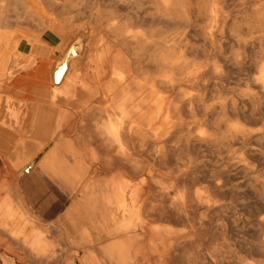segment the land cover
<instances>
[{
	"label": "bare ground",
	"instance_id": "6f19581e",
	"mask_svg": "<svg viewBox=\"0 0 264 264\" xmlns=\"http://www.w3.org/2000/svg\"><path fill=\"white\" fill-rule=\"evenodd\" d=\"M18 1L0 0V91L22 98L53 97L49 83L39 81L38 71L47 75L52 65V61L44 54L46 52L60 55L55 64V81L61 83L67 67L76 64L85 53L91 54L102 47L90 59L85 70L86 75L93 73L94 79L100 81L107 72L104 65L114 45L112 42H103V39L95 42L97 35L104 38L115 34L124 40L125 45L131 46L135 56H130L136 59L138 72L143 71L145 62L156 70L154 74L144 68L149 75L136 76L131 57L116 51L119 55L116 56L115 64H119V68L111 69L107 88L104 90L105 96H111L112 104L109 108L114 111L115 116L108 118L104 124H99L98 119L96 126L93 123L94 130L99 131L104 138V145H113L116 154L113 157L107 155L104 163L100 161L103 165L97 168L101 173L108 171L112 167L110 164L124 162L123 164L131 166L132 171H119V178L112 177L104 182L100 180L78 186L81 190L74 208L82 209L87 214L96 226L97 236L115 235L116 239L103 245L101 250L90 249L87 257H82L79 249L74 250L67 264H130L135 261L136 256L145 258V248L140 244L142 239L138 228L142 225L147 228L153 226L148 224V227L147 223L145 225L144 216L141 215L138 203L143 196H146V202L149 201L147 205L144 204L145 215L157 220L150 231L147 229L145 236L148 253L152 256L150 258L147 255L146 264H164L177 254L175 251L179 247L187 244L182 241L187 240L184 233L165 226L169 223L167 220L198 225L201 210L211 212L214 219H223L225 225L217 226L222 231L220 238L223 241L226 238L228 241L233 240L255 259L244 263L237 256L229 263L264 264V0H244L247 5L244 10L242 8V12L239 11L241 15H234L229 11L225 0H107L129 9L127 18L116 21L112 18L115 12L113 9L105 12L97 3L92 10L87 32L76 37V41L61 54V44L64 36H67V30L55 31L49 28V33L42 35L19 28L12 31L7 27V8L10 7V11L14 13L11 6H15ZM46 1L54 5L60 3L59 0ZM77 1L65 0L62 4L69 10ZM25 12L28 14V11ZM35 12V23L49 26L47 19L50 14L47 10L38 5ZM55 23L52 22L56 25ZM156 24L159 25L158 28ZM69 29L73 30V26L69 25ZM166 29L168 35H165ZM246 32L252 35V42L247 39ZM249 48L252 50L250 53ZM111 62H114L113 59ZM143 72L142 75L145 74ZM73 98L76 99L74 106L78 102L91 100L78 91L74 92ZM94 108L99 106H91L86 112ZM133 133L144 138L150 136V144L157 146L160 152L155 153L159 155L162 152L163 161L160 165L171 171L174 181L170 182L178 191L177 198L172 197L174 200L171 204L169 201L172 198H168L165 190L156 186L164 182L153 179L147 174L149 171L146 173L148 177H152L149 180L134 179L132 173L139 174L137 169L141 167L138 163H131L132 141L129 140V135ZM135 144L138 145L136 142ZM145 144L143 145L146 146ZM133 152L135 153L134 149ZM92 157L99 161L95 153H92ZM71 161L79 162L76 155H71ZM27 168L15 174L14 167L9 163L0 173V179L4 178L9 182L6 199L0 203V214L4 208V211L8 210L5 217H0V231L8 233L23 245L31 244L34 237L32 245L29 244L31 251L41 250L44 256L52 257L51 261L56 262L53 244L46 238L48 230L37 226L15 189V182L19 180L17 178ZM199 182L205 184V191L197 189ZM70 187L75 188L76 185ZM153 187L163 190L160 193L164 195L161 197H165V201L158 200L160 197L157 199L156 194H153ZM191 209L198 213L193 216ZM211 213L208 214L212 217ZM161 222L166 223L163 226ZM211 223L215 224L213 220ZM240 228H244L243 241L239 235ZM92 234L89 232L86 235V242L93 241ZM39 252L37 255L40 256ZM193 253L191 256L195 259ZM185 256L189 258L190 254L185 252ZM221 256L217 249L211 252L215 264H223ZM0 261V264H17L16 259L4 254Z\"/></svg>",
	"mask_w": 264,
	"mask_h": 264
},
{
	"label": "crops",
	"instance_id": "0c3cea01",
	"mask_svg": "<svg viewBox=\"0 0 264 264\" xmlns=\"http://www.w3.org/2000/svg\"><path fill=\"white\" fill-rule=\"evenodd\" d=\"M47 53L44 54L52 61V65L47 75L38 71L39 81L49 83L50 93L54 95L53 97L50 96L51 98L49 99L22 98L0 91V153L8 156V162L17 171L28 167L27 171L17 178L19 180L15 182V189L18 191V196L22 199L26 211L38 224L37 226L46 228L48 231L51 228L56 230L57 237L55 240L50 239L46 233L47 240L53 242L54 248L58 245L61 246V251L64 254L72 255L74 250L79 249L81 256L87 257L90 249L101 250L103 245L114 241L116 236H97L95 232L96 226L89 220L87 214L82 209L74 208L81 190L78 186L96 183L100 180L104 182L112 177L119 178L121 171L131 172L132 168L128 164L114 163L113 165L110 164V167H112L108 171H102L101 173L98 171V168L103 165L101 162L104 163L103 160H105L107 155L112 157V151L106 150L107 147L103 146L105 144L104 138L99 131L97 133L94 130V127L99 122V124H104L110 118L105 113V110L112 111V109L108 108L112 104V99L110 95L105 96L104 94L108 79L96 81L93 73L90 75L85 74L90 59L94 57L93 52L91 54L85 53L76 64L67 67L68 70L66 69L64 76L61 78V83H56L55 81L57 71L55 64L60 55L58 53ZM76 91L82 93L85 97H90L91 100H86L83 103L78 102L77 106H74L76 99L74 100L73 94ZM106 99L110 101V104L105 107L104 101ZM91 106H99V108H94L88 114L86 110ZM78 110L79 112H77ZM97 119L100 121L98 122ZM92 153L99 157V161L92 157ZM71 155H76L79 162H72ZM36 160V170L35 172H30ZM63 164L65 166L68 164L66 166L67 169ZM29 177H35L40 182L50 180L70 196L71 203L64 214L59 216L55 222L42 223L40 217L33 213L30 205V192L26 186ZM6 185H9L8 180H6ZM71 185H76V187L72 188L70 187ZM3 189L2 187L1 190ZM5 194H7V190H5ZM4 210L5 208L3 209L4 215L3 212L0 214L2 218L8 212L7 209V212ZM89 232H92L94 236L91 243L86 242V235ZM7 236L10 240L17 241L15 245L19 248L25 245L27 248L25 246L23 248L30 254L29 257H23L15 253V250L14 253L9 252V254L5 251L2 252L1 255H8L14 260L16 259L17 264H67L68 260L72 258V256L70 258L68 255L66 258L67 263H62L57 256L56 262L46 261L43 259L46 256L42 254L41 250L31 251L30 245L35 240L34 237L32 238L33 241L30 239V245H23L19 243V240L11 238L8 233ZM140 244L144 245L145 258L136 256L135 261L130 264H146L147 255L152 258L151 253H148L146 239ZM38 252L40 256L37 255ZM99 257L102 258L101 255ZM20 258H27V260H20Z\"/></svg>",
	"mask_w": 264,
	"mask_h": 264
},
{
	"label": "rangeland",
	"instance_id": "374dc122",
	"mask_svg": "<svg viewBox=\"0 0 264 264\" xmlns=\"http://www.w3.org/2000/svg\"><path fill=\"white\" fill-rule=\"evenodd\" d=\"M45 4V6H44V4H42V2ZM29 0V1H26V0H19L18 2H17V4L15 5V6H11V10L15 13H12L11 11H10V7H8L7 8V12H8V15H6V18L8 17L9 18V20L7 21V23H6V25H7V27L10 29V30H12V31H14V30H18V28L20 29V30H24V31H27V32H37V33H39V34H42V35H46V34H48L49 33V28H53V30H63V31H65V30H67L66 32H67V36H64L65 38H64V40H63V42H62V44H61V51H60V54L63 52V51H65L66 49H67V47L69 46V45H71V43L73 44V41H76V37H78V36H81V35H83V33L84 32H87V29H88V27H89V23L91 22V14H92V10H94L95 9V7H96V4L98 3V5L102 8V9H104L105 10V12H109V11H111L112 9L115 11L112 15H114L113 17H112V15H111V17L112 18H114L116 21H120L121 19H122V21H124L126 18H127V15H128V12H129V9H127V8H122L121 7V5L119 6V4L117 3H114V2H112V1H109V2H107V0H76L77 2L75 3V5H73V6H70V8H69V10L67 9V7H64V5L62 4V2H64L65 0H59V4H56V5H54V4H51L50 2H48V1H46V0ZM45 1V2H44ZM226 1V4L228 5V10L229 11H232L233 12V14L234 15H236L237 13L239 14L240 12H242L243 10H244V7L247 5V2L246 1H244V0H229V2H228V0H225ZM31 2V3H30ZM47 2V3H46ZM243 2V3H242ZM26 3H29V4H26ZM38 3H40V4H38ZM111 3V4H110ZM31 4V5H30ZM61 4L63 5V6H61ZM113 4V5H112ZM116 4V5H115ZM230 4V5H229ZM243 4H244V6H243ZM38 5H40V7L42 6L43 8H45L46 10H47V13L48 14H50L49 16H48V19H47V23H50L49 24V26H47L46 24H42V25H37L36 23H35V18H34V15L36 14V10H37V8H38ZM54 5V6H53ZM78 5V6H77ZM112 5V6H111ZM21 6V7H20ZM32 6V7H31ZM33 6H35V9L33 8ZM83 6V7H82ZM231 6V7H230ZM31 7V8H30ZM64 7V8H63ZM76 7V8H75ZM117 7H118V10H116L117 9ZM240 7V8H239ZM14 8H16V9H14ZM24 8H26V9H24ZM93 8V9H92ZM238 8V9H237ZM242 8H243V10H242ZM63 9H65V10H63ZM108 9V10H107ZM9 10V11H8ZM15 10H17V11H15ZM68 12H67V11ZM241 10V11H240ZM25 11H28V14H26L27 12H25ZM240 11V12H239ZM30 12H32V13H30ZM33 12H34V15H33ZM10 13H12V14H10ZM18 13H20V14H18ZM22 13V14H21ZM25 13V14H24ZM79 13H81V15L79 14ZM7 14V13H6ZM12 16H10V15ZM15 15H17L19 18H20V21H19V18L18 17H15ZM30 15H32L31 17H30ZM57 17H56V16ZM239 15H241V13L239 14ZM238 15V16H239ZM10 16V17H9ZM24 16V17H23ZM77 16H79V17H77ZM84 16V17H83ZM120 16H121V18H120ZM117 17V18H116ZM124 17V18H123ZM7 18V19H8ZM15 18V19H14ZM18 20H17V19ZM66 18V19H65ZM32 19V20H31ZM34 19V20H33ZM120 19V20H119ZM31 20V21H30ZM59 20V21H58ZM103 21L104 20H107V19H102ZM10 21V22H9ZM56 22L55 24L56 25H54V24H52V22ZM108 21H109V19H108ZM12 22H14V23H12ZM67 22V23H66ZM8 23H10V24H8ZM35 23V24H34ZM79 24V25H78ZM43 25H44V27H43ZM69 25H72L73 26V30H70L69 29ZM11 26V27H10ZM22 26V27H21ZM42 26V27H41ZM66 27V28H65ZM156 27L158 28L159 27V25H157L156 24ZM14 29V30H13ZM166 32H167V29H166ZM79 34V35H78ZM159 34H161L162 35V33L161 32H159ZM169 33L167 32L165 35H168ZM250 33H248V32H246V37H247V39L250 41V42H252L254 39L252 38V35L250 34ZM249 36V37H248ZM113 38V39H112ZM115 38V39H114ZM251 38V39H250ZM98 39V40H97ZM99 39H100V42L102 41V39L104 40L103 42H107V43H110V42H112V44L114 45V47H113V49H111L110 51H109V56H108V60H107V62L105 63V65H104V68H105V70L107 71L106 73H105V76H103L102 77V79H100V80H103V79H108L109 78V72L111 71V69L112 70H114V69H116V68H119V67H117V66H119V64L117 65V64H115V62L117 63V61H115L116 60V56L117 55H119V53L120 52H122V53H124L125 55H128L129 57H131L130 55H133V56H135V54L133 53V51H132V49H131V46H129L128 44L127 45H125L126 43H124V40H122V39H120V38H118V37H116V35L115 34H113V35H111V34H109V35H106V36H104V38H101V36H96L95 37V42H99ZM253 39V40H252ZM117 42V43H116ZM124 43V45H123V43ZM250 42H249V46H250ZM120 43V44H119ZM123 45V46H122ZM122 47V48H121ZM127 47V48H126ZM102 47H100V48H97V49H95L94 50V52H93V54H94V56L96 55V54H98V51H101L102 49H101ZM128 49V50H127ZM131 49V50H130ZM116 51H119V53L118 52H116ZM252 50L249 48V53L251 52ZM116 52V54H113V53H115ZM118 53V54H117ZM131 53V54H130ZM133 53V54H132ZM113 54V55H112ZM113 57H112V56ZM131 57V61H132V64H133V68H134V73H135V75L136 76H139L140 77V75L141 76H143V77H145L146 76V74L147 75H149V73H156V70H154V68H152L149 64H147V62H145L144 63V67H143V71H144V68L149 72H147L146 73V71H144L145 72V74H143L142 75V72L141 71H139L138 72V70L136 69V59L134 58V57ZM133 58V59H132ZM111 59H113V61L114 62H111ZM109 62V63H108ZM109 65V66H108ZM115 66L116 65V67H112V66ZM108 66V67H107ZM155 71V72H154ZM143 72V73H144ZM139 73V74H138ZM151 75V74H150ZM143 77H141V78H143ZM109 80V79H108ZM110 104V101H108L107 99L104 101V106H107V105H109ZM109 108V107H108ZM105 113H107L110 117L111 116H115V113H114V111L112 110V111H106ZM133 135V136H132ZM132 135H129V140L130 141H132L131 143V154H132V158L131 159H133V161H131V163L132 164H139V166L141 167V168H138L137 169V171L139 172V174L137 173H135V174H133L132 173V175H134L135 177H136V179H138V181H143V180H149L150 178H152L153 177V179L155 178V180L157 179L158 181H161V182H164L163 184H160L159 186L158 185H156L157 187H158V189H159V187H161L163 190H165V193H167L168 194V198L170 197V198H172V197H174V199L175 198H177V195H176V192H178L177 191V187H175V185L173 186V181H174V177L172 176L173 174L171 173V171H168L167 170V168L163 165H160V163H162V161H163V158H162V152H161V154H157L158 152H159V150H158V148H157V146H153V145H151L150 143L151 142H149L150 141V136H149V138H147L148 137V135L147 136H145V138L144 137H140V136H137V135H135L134 133L132 134ZM131 137H133V138H131ZM139 138H141V139H139ZM144 138V139H143ZM103 139V138H102ZM135 139V140H134ZM147 139H149V140H147ZM136 140H138V141H136ZM144 140H146L145 142H144ZM141 141H143V143L141 142ZM135 142L136 143H138V145L140 146L139 148H138V145L137 144H135ZM147 145H146V144ZM134 144V145H133ZM143 144H145L146 146H144ZM142 145L144 146L143 147V149L141 148L142 147ZM103 146H107V148L106 149H108V150H111L112 151V157L113 156H115V147L113 146V145H110V146H108V145H103ZM135 146V147H134ZM150 146H151V148H150ZM146 147H147V150H146ZM155 147V148H154ZM112 148H113V150H112ZM137 148H138V150L140 151V152H138V150H137ZM141 148V149H140ZM150 148V149H149ZM133 149H134V151H135V153L133 152ZM136 149V150H135ZM146 150V151H145ZM145 151V152H144ZM142 152V153H141ZM144 152V153H143ZM148 152H150V153H148ZM155 152H157V153H155ZM115 153V154H114ZM138 153V154H137ZM140 153V154H139ZM148 153V154H147ZM152 153V154H151ZM160 153V152H159ZM147 154V155H146ZM155 154H156V157H155ZM142 155H146L145 157H143ZM150 155V156H149ZM154 156V157H153ZM8 156L7 155H3V154H1L0 153V166H1V169H0V173H1V171H2V169H3V167L6 165V164H8L9 165V162H8V158H7ZM162 159H161V158ZM136 158V159H135ZM140 158L142 159V161H140ZM151 158V159H150ZM155 158H157V161H156V159ZM158 158H160V160H158ZM144 159V160H143ZM147 161H146V160ZM153 159V160H152ZM155 159V160H154ZM135 160H136V162H135ZM152 161V163H151V161ZM2 161V162H1ZM144 161V162H143ZM150 161V162H149ZM154 161V162H153ZM139 162H141V163H139ZM157 162V163H156ZM124 163V162H123ZM126 163V162H125ZM146 163V164H145ZM143 164V165H142ZM145 164V165H144ZM36 165H37V160L33 163V165H32V168H31V170H30V172H35V168H36ZM148 167H147V166ZM146 168H144V167ZM154 167V168H153ZM161 167V168H160ZM162 168H164V169H166V170H164V169H162ZM155 169H157V170H155ZM140 170H141V172H140ZM153 170V171H152ZM162 170V171H161ZM13 171L15 172V174H17V170H15V169H13ZM144 171V172H143ZM149 171V172H148ZM151 171V172H150ZM155 171V172H154ZM167 171V172H166ZM148 172V173H147ZM150 174L152 177H148L147 176V174ZM156 173V174H155ZM168 173H170V174H168ZM2 175L0 174V177H1ZM143 176V177H142ZM144 176H145V178H144ZM172 176V177H171ZM158 177H159V179H158ZM171 177V178H170ZM149 178V179H148ZM163 179V180H162ZM169 179V180H168ZM171 180H173V181H171ZM168 181V182H167ZM172 183H171V182ZM22 182H24V181H22ZM166 184H167V186H166ZM164 185V186H163ZM26 186H27V189H28V191L30 192V205L32 206V211H33V213L35 214V215H37V216H39L40 217V220H41V222L42 223H45V224H48V223H52V222H55L56 221V219L59 217V216H62L63 214H64V212L66 211V209L68 208V206H69V204L71 203V198H70V196L62 189V188H60L58 185H55L53 182H51L50 180H43V182H40V181H38L35 177H29V179L27 180V182H26ZM167 188H166V187ZM4 188L3 190H1V188ZM8 185H6V179H4V178H2V179H0V203L2 204V200L5 198L4 196L6 195L5 194V190H7L8 188ZM164 187V188H163ZM172 187V188H171ZM196 187H197V189H200L201 191H205V189H206V187H205V184L204 183H202V182H199V183H197V185H196ZM6 188V189H5ZM160 188V189H161ZM170 189V190H166V189ZM154 189L158 192V193H155V191H154ZM40 190H41V192H40ZM152 190H153V194L157 197V199L158 200H160V201H162V200H164L165 201V197L163 198V197H161V196H164V195H161V191H163V190H157V188L156 187H153L152 188ZM160 193V194H159ZM164 193V194H165ZM160 195V196H159ZM4 197V198H3ZM3 198V199H2ZM2 199V200H1ZM173 198L172 199H170V201H169V203L171 204L172 202H173V200H174ZM146 200V196H143L142 198H141V200L139 201V206H140V211H141V215H142V217L144 216V221H145V225H146V223H147V226H148V224L149 225H151V226H153L154 227V223H157V220L155 221V219L153 218L152 219V217H150V216H147V215H145V209H146V206H144V204L145 205H147L148 203L147 202H149V201H145ZM151 201V200H150ZM160 201L159 202H157V204L158 203H160ZM143 202V203H142ZM144 202H146V203H144ZM151 203V202H150ZM168 203V205H170ZM0 204V205H1ZM192 214H193V216L195 215V214H197L196 213V211L194 210V209H191V211H190ZM195 213V214H194ZM200 216H201V220H199L198 222H199V224L197 225V224H189V223H179V222H176L175 220H167L166 222H168L169 221V223L170 224H172V225H170L169 223H168V225H166L165 224V226H167V227H170V228H172V229H174V230H179V231H181L182 232V234L184 233V236H187V240H186V242H184V239H182V241H183V243L185 244V243H187L185 246L183 245V246H181V248L183 249V251H182V249L179 247L178 249H177V251H175V253H177V254H175V255H177V256H175V255H173V257L171 256L170 257V260H168V261H165V263L164 264H169L170 263V261H172L171 262V264H175L176 263V261H177V263L176 264H193L194 263V261H195V263L194 264H215L214 262H213V260H212V258H211V252L213 251V249L215 250V249H217L218 250V252H219V254L220 255H222L221 256V259L223 260V262H221V263H223V264H231V263H229V262H231L233 259H235L237 256H239V257H241L242 258V260L244 261V263H250V262H252V261H254L255 259L250 255V254H248L246 251H243L233 240L232 241H228V239L226 238L225 239V241H223L221 238H220V236H221V232L222 231H220V230H218V227L220 226V225H225V222L223 221V219H220V218H215L214 219V217H213V215H212V213L211 212H203V210H201L200 212ZM208 213H211V215H212V217L210 216V214H208ZM147 216V217H146ZM147 219V220H146ZM152 219V220H151ZM212 220H213V222L215 223V224H213V223H211L212 222ZM150 223H149V222ZM153 221H155V222H153ZM166 222H161L162 223V225L164 226V224L163 223H166ZM172 222V223H171ZM204 222V223H203ZM159 223V222H158ZM196 223H197V221H196ZM206 223V224H205ZM209 223V224H208ZM153 224V225H152ZM180 224V225H179ZM215 225H216V227H215ZM195 229V231H194V229L192 230V227ZM201 226V227H200ZM218 226V227H217ZM142 227V228H141ZM148 227H150V226H148ZM153 227H150V228H147V227H145V226H140L139 228H138V230H139V234H140V239H142V241H145V236H146V233H147V231L149 230L150 231V229H152ZM208 227H210V228H208ZM190 228V229H189ZM203 228H207L206 230L205 229H203ZM226 228V227H225ZM148 229V230H147ZM30 230V229H29ZM184 230V231H183ZM199 230H201V232H199ZM213 230V231H212ZM240 230H241V234L239 233V235L242 237V238H240L242 241L244 240V238H245V234H244V228H240ZM191 233H190V232ZM205 231L207 232V233H205ZM210 231V232H209ZM219 232V234H218V232ZM214 232V233H213ZM243 232V233H242ZM185 233H186V235H185ZM188 233V234H187ZM199 233V234H198ZM190 234V235H189ZM194 234V235H193ZM47 235H48V237L50 238V239H52V240H55V238L57 237V232H56V230L55 229H53V228H51V229H49V231L47 232ZM142 235H144V236H142ZM189 235V236H188ZM193 236H195V237H193ZM190 237V238H189ZM197 237V238H196ZM227 237V236H226ZM195 238V239H194ZM189 239V240H188ZM0 240H1V242H0V256H1V254H2V252L3 251H5V252H12V253H14V250H15V253H18V255H20V256H23V257H26V256H30V254H29V252L25 249V248H23V247H18L17 245H15V241H12V240H10L9 238H8V236H7V233H4V232H1L0 231ZM3 240V241H2ZM191 240V241H190ZM49 241V240H48ZM190 241V242H189ZM8 242V243H7ZM51 242V241H50ZM196 242H197V244H196ZM8 244V245H7ZM52 244H53V242H52ZM188 244H190V245H188ZM188 245V247H186ZM199 247H198V246ZM53 246V251H54V253L56 254V256H58L59 257V259L61 260V262L62 263H67L66 262V258L68 257V255L65 253H63L62 251H61V246H56L55 248H54V244L52 245ZM193 246V247H192ZM212 246V247H211ZM184 247V248H183ZM190 247V248H189ZM198 248V249H196V248ZM207 247H209V249L207 248ZM192 248H193V250H194V248H195V250H194V253L192 252L193 250H192ZM207 248V249H206ZM186 249H188L187 251H186ZM204 249H205V251H204ZM207 250H209V252L207 251ZM211 250V251H210ZM186 253H188V254H190V257L189 258H187L186 256H185V252ZM190 252V253H189ZM193 253V257L195 258V259H193L192 258V253ZM195 252H196V254H195ZM205 252H207V253H205ZM183 253V254H182ZM198 254V255H197ZM201 254V255H200ZM205 256H204V255ZM210 254V256H208ZM203 255V256H202ZM72 255H69V257H71ZM175 256V257H174ZM202 256V257H201ZM153 257H154V255H153ZM180 257V258H179ZM187 258V260H186V258ZM201 257V258H200ZM173 258V259H172ZM176 258V259H175ZM192 258V259H191ZM44 259L47 261V260H51L52 259V257H44ZM179 259V260H178ZM185 259V260H184ZM0 260H1V258H0ZM20 260H27V258H20ZM173 260H176L175 262L173 261ZM190 260H191V262H190ZM197 260H198V262H197ZM200 260V261H199ZM211 260H212V263H210L211 262ZM189 261V262H188Z\"/></svg>",
	"mask_w": 264,
	"mask_h": 264
}]
</instances>
